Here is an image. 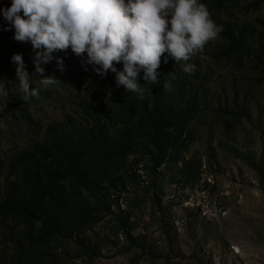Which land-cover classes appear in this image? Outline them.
<instances>
[{"label": "rangeland", "instance_id": "374dc122", "mask_svg": "<svg viewBox=\"0 0 264 264\" xmlns=\"http://www.w3.org/2000/svg\"><path fill=\"white\" fill-rule=\"evenodd\" d=\"M237 1L226 3L221 11L225 17L231 9H235L234 14L239 12L234 25L255 22L264 15V5L250 10L246 8L250 7L249 0ZM7 6L9 0H0V7ZM5 23L0 17L1 28ZM5 32L0 37V78L9 81L5 86L16 94L15 65L7 54H21L31 74L34 52L29 43L15 41L12 31ZM251 42L248 39L247 45ZM218 43V38L208 42L203 49L206 56L197 59L205 81L191 86L187 82L179 90L184 100L194 96L190 88L207 92L204 98L195 95L204 102L192 123L187 149L176 157V163L168 161L167 167L153 173L152 149L140 138L137 153L126 162L127 167L134 159L140 161L139 166L128 168V173L136 174L125 178L129 190L113 196V214L63 241V248L54 251L60 264H264V69L256 60L236 56L214 59L210 52ZM74 55L78 70L75 74L66 71L68 83L63 82L49 99L39 100L29 109L40 127L64 121L67 115L73 117L79 93L93 87L100 91L96 81L107 75H97L88 65L83 68L81 57ZM48 64L57 66L55 60ZM71 67L64 64L65 69ZM175 68L181 71L170 75L175 79L188 75L182 71V64H173L172 70ZM34 78L32 83L40 87V77L32 74L30 80ZM5 104L6 98H0V163L6 165L14 155L39 144L43 134L24 120L10 119ZM117 132V128L110 129V135ZM254 165H260L261 170ZM199 203L206 204L201 215L208 219L201 218L195 209ZM123 218H127L134 242L127 240L120 228ZM79 242L95 245L96 253L90 257ZM5 250L12 253L8 245Z\"/></svg>", "mask_w": 264, "mask_h": 264}, {"label": "trees", "instance_id": "16d2710c", "mask_svg": "<svg viewBox=\"0 0 264 264\" xmlns=\"http://www.w3.org/2000/svg\"><path fill=\"white\" fill-rule=\"evenodd\" d=\"M204 2L212 20L217 25L216 21L223 22L219 20L218 13L215 15L223 0ZM260 3L263 4L264 0H256L253 5L259 7ZM258 21L264 26V19ZM225 23L219 33L225 43L213 49L210 55L214 59L236 56L256 60L264 69L262 29L243 25L238 31V27L230 22ZM5 34L1 28L0 37ZM246 35L251 37V45H246ZM58 55L63 64L72 67L64 68L62 72L51 64L44 67L45 75H53L60 80L57 85L41 90L39 96L27 100L19 95L22 93L20 90L16 94L8 90L5 111L11 118L25 119L34 130L41 129L39 121H32L26 108H21L17 102L37 103L49 99L57 91V86L68 83L66 71L75 74L78 59H74L70 50ZM173 64L175 61L171 58L167 63L161 58L157 69L161 74L159 83L145 85L150 92H146L143 99L135 93H128L123 86L114 88L115 75L109 72L108 80L102 79L108 81V90L102 93L93 87L91 91L79 93L73 117L67 115L64 121L44 127L40 144L14 155L6 165L0 163V234L3 235L0 264H60L61 259L54 251L62 247L64 240L114 213L111 209L113 196L127 192L125 178L136 175L128 173V168L139 166L140 161L134 159L127 167L126 162L137 153L136 145L140 138H144L152 149L153 173L170 160L171 155L167 157L169 149L176 152L171 153L172 161L181 156V151L186 148L182 135L198 103L194 96L184 101L183 95L176 92L177 85L184 87L185 79L191 74L175 79L176 76L170 75L181 71L179 68L172 70ZM82 66L85 67L84 64ZM31 67L34 72V66ZM192 75L200 76L198 71ZM170 80L172 91H164L163 84ZM30 81L32 87H37L32 83L35 78ZM140 83L145 82L141 79ZM17 84L19 88L18 81ZM106 98L115 105L107 102ZM112 128L118 129L114 135H110ZM255 168L261 170L260 165ZM154 198L160 204L158 196ZM127 225V218L120 219V228L126 239L134 242ZM79 243L90 257L96 253L95 245ZM7 245L11 248L10 254L5 250Z\"/></svg>", "mask_w": 264, "mask_h": 264}, {"label": "clouds", "instance_id": "9594fccd", "mask_svg": "<svg viewBox=\"0 0 264 264\" xmlns=\"http://www.w3.org/2000/svg\"><path fill=\"white\" fill-rule=\"evenodd\" d=\"M204 1L9 0V6L0 7V17H3L6 22L2 29L12 31V38L15 41L31 45L34 52L33 73L40 77V87H32L30 76L33 73L30 74L27 70L22 55L9 53V61L15 65V80L18 81L19 90L22 92L19 95L27 100L30 97L39 96L41 90H47L57 85L60 80L53 75H45V68L42 65L55 60L57 68L62 72L64 69L63 59L57 53L67 52V50L81 57L82 63L91 66L93 72L101 77L106 76L109 72L114 73V88L121 89L123 86L128 93H135L140 99L144 98L146 92H150V88H146L145 85L159 83L161 74L157 69L160 67L162 57L164 63H167L171 58L175 64H182V71L188 74L187 76L191 74L186 78L187 80L185 79L184 85L187 82L188 86L200 85L203 77L198 57L206 56L207 53L203 49L208 42L218 38V46L225 43L219 34L223 24H226L225 22H230L234 27H238V31L243 25H255L258 30L264 27L258 21V19H264V15L257 18L255 22L234 25L233 19L240 18L238 11L234 14L235 9H231L229 17L221 14L224 7H227L226 3L230 1L237 3V0H223L221 9L215 12V15L218 13L219 20L223 22L216 21L219 24L217 25L212 20ZM254 3L256 0H249L247 4L250 7L246 5V8L254 10L264 5V3H260V6L256 7L253 5ZM246 33L247 31L244 32V35ZM250 38L246 35V45ZM195 53H197L196 58L190 61ZM194 71L199 72V78L192 75ZM103 79H107V76ZM141 79L145 82L144 84L140 83ZM8 82L0 78V98H6V101L9 95L8 90L10 91L5 86ZM16 86L18 87V84ZM97 87L103 93L104 90H108V81H97ZM162 88L164 91L170 92L173 88L171 80L165 82ZM180 89L177 87L175 90L179 92ZM189 91L194 93V97L197 93L202 98L207 94L206 91L201 93L192 88ZM179 93L182 94V92ZM195 100L198 106L194 108L195 114L188 122L182 135L186 142L184 150L191 143L192 123L198 119L201 102H204L203 99H196V97ZM22 102V100L17 102V105L26 108L32 121H38L29 111L34 106V102H25V104ZM5 113L8 114L6 111ZM9 118L14 119L10 115ZM14 120H24L33 127L25 119ZM44 127L46 125L41 129L36 128L38 131L42 130L43 137ZM171 153L172 150L169 149L167 157ZM176 162L175 160L174 163ZM166 163L160 168L165 167ZM202 164L204 168L207 167L206 160ZM160 168H157L156 172ZM140 178L143 182L146 181L141 172ZM126 188L128 191L129 188L127 186ZM173 188H177L175 182ZM173 197L174 195H172ZM204 205L206 204L199 203L195 209L199 211L201 218L208 219L201 215V208ZM183 206L187 207L185 204ZM214 210L216 214L220 213V210L217 211L215 208ZM213 219L211 218V220Z\"/></svg>", "mask_w": 264, "mask_h": 264}]
</instances>
